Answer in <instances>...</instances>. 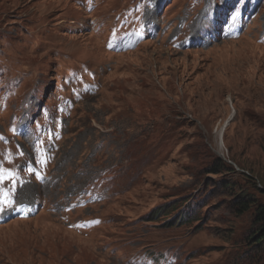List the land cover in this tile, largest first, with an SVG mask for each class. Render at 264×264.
<instances>
[{
	"label": "rangeland",
	"instance_id": "rangeland-1",
	"mask_svg": "<svg viewBox=\"0 0 264 264\" xmlns=\"http://www.w3.org/2000/svg\"><path fill=\"white\" fill-rule=\"evenodd\" d=\"M240 2L246 14L251 2ZM223 3L0 0L3 165L19 167L10 148L23 140L36 149L30 127L61 114L58 103L79 89L81 74L98 83L63 117L64 138L48 146L37 183L0 186L14 202L1 215L37 194L46 201L0 224V264L260 260L247 240L254 208L242 213L239 203L264 202V3L225 39L239 21L227 25L238 7ZM151 22L155 31L145 29ZM131 39L140 42L129 49Z\"/></svg>",
	"mask_w": 264,
	"mask_h": 264
},
{
	"label": "trees",
	"instance_id": "trees-1",
	"mask_svg": "<svg viewBox=\"0 0 264 264\" xmlns=\"http://www.w3.org/2000/svg\"><path fill=\"white\" fill-rule=\"evenodd\" d=\"M222 164V165H221ZM221 164L218 163V168L221 166H224V164L221 162ZM252 199H245L242 200L239 204V210L241 212H246L252 208H254V214H255V220L257 221L255 224V227L251 231V233L248 235L247 240L251 247L256 248L259 252V258L260 260L256 259V257L253 255H250L249 261L252 264H259L262 262L264 264V202L259 204H253L254 202H251ZM161 212H163V215H166V209H161ZM152 216H157V214ZM181 217V216H179ZM188 216L185 214V218L181 217L179 220H177V224H182L186 221H188Z\"/></svg>",
	"mask_w": 264,
	"mask_h": 264
},
{
	"label": "snow or ice",
	"instance_id": "snow-or-ice-1",
	"mask_svg": "<svg viewBox=\"0 0 264 264\" xmlns=\"http://www.w3.org/2000/svg\"><path fill=\"white\" fill-rule=\"evenodd\" d=\"M37 178L40 179L39 174L37 173ZM12 179L14 182V174L8 171L7 169L0 168V184H3L5 180ZM13 200L8 192L0 187V213L4 212L6 208L13 206Z\"/></svg>",
	"mask_w": 264,
	"mask_h": 264
},
{
	"label": "bare ground",
	"instance_id": "bare-ground-1",
	"mask_svg": "<svg viewBox=\"0 0 264 264\" xmlns=\"http://www.w3.org/2000/svg\"><path fill=\"white\" fill-rule=\"evenodd\" d=\"M229 122V121H228ZM226 124L221 128L219 135H222V133H224V131L226 130Z\"/></svg>",
	"mask_w": 264,
	"mask_h": 264
}]
</instances>
